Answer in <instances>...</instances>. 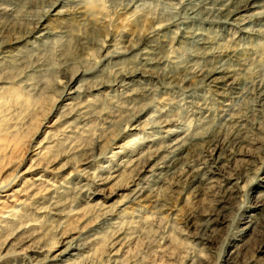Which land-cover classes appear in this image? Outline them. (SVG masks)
I'll return each mask as SVG.
<instances>
[{"label":"rangeland","instance_id":"374dc122","mask_svg":"<svg viewBox=\"0 0 264 264\" xmlns=\"http://www.w3.org/2000/svg\"><path fill=\"white\" fill-rule=\"evenodd\" d=\"M54 1L0 0V44L5 43L2 49L9 51L0 57V183L5 185L0 201H6L0 212L7 218L0 222V264H30V260L35 264L30 259L36 254L32 249H42L39 258L49 242L58 252L72 238L83 247L73 250L76 256L71 251L62 256L69 264H233L226 258L235 254L241 260L264 264V100L257 94L264 81V5L250 6L239 12L238 16L245 15L242 20L231 17L232 24H222L204 14L187 15L185 9L197 4L184 6L183 0H61L50 7ZM78 1L80 16L75 9ZM128 3L132 4L129 9L124 8ZM254 14L252 21H246ZM39 18L46 19L45 34L38 35L43 32L37 24ZM163 18H175L177 25L162 24L154 30V24ZM236 20L240 24H233ZM31 30L26 40L16 39ZM181 31L202 32L201 39L213 45H197L191 37H180ZM116 49L121 50L117 55ZM143 50L150 51L147 54L153 64L143 61ZM216 50H233V56L221 60L234 70L235 93L222 87L213 90L212 83L198 80L195 69L214 63ZM132 68L140 69L139 75H132V91H126L117 82ZM74 75L68 86L80 90L66 95V84ZM222 91L226 94L221 95ZM67 101L76 103L73 111L72 103L65 105ZM67 107L72 111L69 114ZM82 107L84 114H79ZM141 108L139 125L144 124L138 132L124 131L129 117ZM166 120L176 129L173 136L183 131L184 137L193 135L188 141L192 146L181 152L184 156L175 164L176 170L184 166L182 172L191 162L200 165L204 151H210L207 135L220 140L238 126L244 144L234 159L225 162L227 167L222 164L212 173V184L190 188L194 184L186 186L175 174L171 178L170 172L146 170L156 156L146 155L144 146L158 142L139 138L158 126L164 128ZM133 132L137 134L135 143L126 147L131 151L113 157V142L123 144ZM155 134L148 136L164 133ZM45 146V157L35 155ZM139 155L144 170L123 166L125 159ZM112 169L114 179L100 180ZM176 170L174 173L180 172ZM138 175H144L138 179L140 185L146 184L142 185L143 195L129 201L125 195ZM35 177L47 180L49 187L56 185L55 193L51 189L40 196L43 190L38 189L37 201L14 204L25 198ZM223 183L231 184L234 191L230 200L217 205V187ZM10 206L16 207L11 215L6 212ZM216 209L217 220L202 240L199 229L187 224L186 217L206 219Z\"/></svg>","mask_w":264,"mask_h":264},{"label":"bare ground","instance_id":"6f19581e","mask_svg":"<svg viewBox=\"0 0 264 264\" xmlns=\"http://www.w3.org/2000/svg\"><path fill=\"white\" fill-rule=\"evenodd\" d=\"M61 0H55L53 3H51V6L50 7H52L54 4H56L57 2H60ZM77 1V0H76ZM129 1H131V0H129ZM135 3H137L135 0H133ZM196 1H198V0H196ZM63 2V1H62ZM261 2H264L263 0H199L198 2H191V0H183V4L182 5H184V6H186V5H188V4H191V5H193V4H197L196 6H191V7H189V5H188V9L186 10L185 9V11H186V13H187V15L188 14H190V15H194V14H204L205 16H211V18H215L217 21H218V23L219 22H221L222 24L225 22H227V23H231L230 21H228L231 17L232 18H237V20L240 18V17H242V15H244V14H242L241 16L239 15L238 16V14H239V12H243V11H245V9L246 8H250V6H253V5H260V4H262V5H264V3H261ZM76 2H74L73 3V6H75V5H77V4H75ZM78 3H79V5H77V7L75 8L78 12V14H79V16L81 15V7L79 8V6H80V1H78ZM83 3V2H82ZM75 4V5H74ZM129 4V3H128ZM127 4V5H128ZM199 4V5H198ZM124 6V8L125 7H130V5H132L131 3L128 5V6ZM119 6V5H118ZM135 6V5H134ZM133 6V7H134ZM254 7V6H253ZM4 8V7H3ZM124 8H122V9H124ZM136 7H134V9H135ZM83 9V8H82ZM129 9V8H128ZM183 9V8H182ZM80 10V11H79ZM182 13L181 14H183V11H181ZM241 12V13H242ZM180 13V12H179ZM4 14V13H3ZM86 15V14H85ZM178 15H180V14H178ZM186 15V16H187ZM201 15H200V17H201ZM203 15V16H204ZM263 15H264V13H263ZM181 16V15H180ZM184 16L185 15H183L182 17L184 18ZM198 16V15H197ZM202 16V17H203ZM245 16V15H244ZM190 17V16H189ZM194 17V16H193ZM254 17H256V15L254 14V15H248V19L246 20V21H252V19L254 18ZM196 18V17H195ZM198 18V17H197ZM204 18V17H203ZM206 18V17H205ZM204 18V19H205ZM213 18V19H214ZM244 18V17H243ZM243 18H240V20H242ZM246 18V17H245ZM83 19V18H82ZM81 19V20H82ZM173 19H175V18H173ZM173 19H170V18H163V19H159L158 20V23H156V25L154 24V26H153V29L154 30H158V29H160V27H161V25L163 24V25H169V24H171V25H177V22H175ZM177 19V18H176ZM178 19H180V18H178ZM177 19V20H178ZM191 19H192V17H191ZM199 19V18H198ZM201 19V18H200ZM39 21L37 22V24L39 23V26L43 29H45V24L43 25V21H45L46 19L45 18H39L38 19ZM183 20V19H182ZM234 21V23L233 24H240V22L239 21ZM245 20V19H244ZM243 20V21H244ZM181 21V20H180ZM209 21H210V19H209ZM215 22V21H214ZM181 23V22H180ZM48 24V23H47ZM232 24V23H231ZM179 25V24H178ZM230 25V24H229ZM200 26V25H199ZM178 27V26H177ZM44 29H43V32L41 31V32H39L38 33V35L39 34H45V33H47V30L46 31H44ZM179 29V28H178ZM29 30V29H28ZM34 30V29H33ZM33 30H31V31H27V32H25V36H23L22 38H16V39H21V40H26L30 35H32V33H33ZM241 30V29H240ZM191 32V31H190ZM245 32V31H244ZM261 32V31H260ZM50 33V32H49ZM188 33V32H187ZM200 33H202V32H200ZM200 33L199 32H191V33H189V34H184L182 31L181 32H179V35H180V37H183L184 38V36H186V37H191L192 38V41L194 40V42L197 44V45H200V46H203V47H209V46H211V45H213L212 43H208V41L207 40H204V39H201V35H200ZM257 33V32H256ZM158 34V33H157ZM160 34V33H159ZM261 34V33H260ZM21 37V36H20ZM36 38V37H35ZM38 38V37H37ZM44 38H47V37H44ZM1 39V38H0ZM156 39V38H155ZM191 40V39H190ZM189 40V41H190ZM18 41H20V40H15L14 41V43H16V42H18ZM43 41V40H42ZM209 42H210V39H209ZM219 42V41H218ZM208 43V44H207ZM217 44V43H216ZM4 45H5V43H1L0 44V57H3V56H1V54H3V55H5L7 52H9L8 50H3L4 48ZM155 45V44H154ZM192 45H194V44H192ZM209 45V46H208ZM187 46V45H186ZM199 46V47H200ZM194 47V46H193ZM218 47V46H217ZM3 48V49H2ZM114 48H116V47H114ZM2 49V50H1ZM118 49V48H117ZM116 49V51H115V53L114 54H119L120 53V51L119 50H117ZM143 49V48H142ZM213 50V49H212ZM214 50H215V48H214ZM141 51V50H140ZM153 51H155V50H153ZM199 51H201L200 49H199ZM206 51V50H205ZM211 52V50H208V52ZM150 53V51H148V50H143L142 52H141V58L142 59H144L143 61H145L146 63H147V65L148 64H153V63H150L151 62V57H148V54L147 53ZM209 52V53H210ZM216 52V53H215ZM214 52V55H216V57H217V59H216V61L214 62V63H212V64H210V65H208V66H203V67H199V68H197V69H195V72H196V75L198 76V80H204L205 82H207V83H212L211 85L213 86L212 88H214L213 90H215V88H221L222 87V89H227L228 91H235V88H236V84H237V81H236V77L235 78H233L234 77V75L232 74V72L234 71L233 70V68L232 67H229L228 66V64H226L225 63V61H223V60H221V58L223 57V56H225V57H230L232 54H234L233 53V50H230V51H224V52H221L220 51V53H219V50H216ZM5 53V54H4ZM205 53H207V52H205ZM152 54V53H151ZM198 54V53H197ZM203 54V53H202ZM208 54V53H207ZM167 55V54H166ZM166 55H164L165 56V58L167 57ZM204 55V54H203ZM203 55H201V53H200V56H203ZM8 56V55H7ZM114 56V55H113ZM153 56V55H152ZM163 56V57H164ZM195 56H196V54H195ZM198 57H199V55H197ZM205 56V55H204ZM203 56V57H204ZM233 56V55H232ZM155 57V56H154ZM163 57H162V59H163ZM170 57V56H169ZM169 57H167V59L169 58ZM224 57V58H225ZM157 58V57H156ZM155 58V59H156ZM165 58L163 59V60H165ZM171 58V57H170ZM169 58V59H170ZM174 58V57H173ZM153 60V59H152ZM171 60H173V59H171ZM140 61H141V59H140ZM159 61V60H158ZM170 61V60H169ZM170 62H172V63H174V62H176V60L173 62V61H170ZM141 63V62H140ZM168 63V62H167ZM158 64V63H157ZM171 64V63H170ZM175 64V63H174ZM139 65V64H138ZM194 65V64H193ZM156 66V65H155ZM185 66V65H184ZM197 66V65H196ZM138 67V66H137ZM136 67V68H137ZM148 67V66H147ZM139 68H143V66L141 65H139ZM149 68V67H148ZM147 68V69H148ZM150 68H151V66H150ZM149 68V70H148V72H151V69ZM144 69V68H143ZM146 69V68H145ZM144 69V70H145ZM185 69V68H184ZM139 70L140 69H133L132 68V70H129L128 72H125V73H122V75L120 76V80L117 82V84L118 85H121L123 88H125V90L127 91L129 88H130V85H132V83H130V81H133V79H132V75H135V74H138L139 75ZM144 70H142V71H144ZM241 70V69H240ZM187 71V70H186ZM141 72V71H140ZM146 72V71H145ZM187 72H189V71H187ZM186 72V73H187ZM120 73V72H119ZM231 74L233 75V77L231 76ZM77 75V74H76ZM76 75H74L73 77H71L70 78V80H69V83H67L66 84V86H67V88H68V90L66 91V95H70L71 96V94L72 93H74V94H77L78 92H79V88H77V87H73V89L72 88H70V86H68L69 84H70V82L72 81V80H74L75 78H76ZM167 75L168 74H166V77H167ZM123 76H129V77H131V78H128L127 80L123 77ZM170 76V75H169ZM193 76H194V73H193ZM177 77V76H176ZM185 77V76H184ZM230 77V78H229ZM232 77V78H231ZM116 79V78H115ZM174 79V78H173ZM178 79V78H177ZM231 79V80H230ZM197 80V79H196ZM230 80V81H229ZM134 81H136V80H134ZM171 82H173V81H171ZM116 84V85H117ZM226 86V88H223V87H225ZM4 87V86H3ZM100 87V86H99ZM98 87V88H99ZM255 87V86H254ZM0 88H1V86H0ZM97 88V89H98ZM130 90V89H129ZM218 90H220V89H218ZM218 90H216L217 92H218ZM130 91H132V90H130ZM130 91H128V92H130ZM146 92V91H145ZM227 92V91H226ZM229 92V93H230ZM221 93V95H225L226 93H225V91H224V93H223V91L222 92H220ZM235 93V92H234ZM227 94H228V92H227ZM257 94L259 95L258 97H259V99H263L264 100V81H262L261 82V84L257 87ZM230 95V94H229ZM254 95V94H253ZM130 96V95H129ZM76 97V96H75ZM77 97H79V94L77 95ZM74 98V97H73ZM70 99V98H69ZM78 100V99H77ZM84 100V99H83ZM73 101V100H72ZM72 101L70 102V101H67L66 103H65V105L67 106L69 103H72ZM160 101V100H159ZM158 101V102H159ZM161 101L163 102V99H161ZM261 101V100H260ZM165 102V101H164ZM74 103V102H73ZM72 103V108L70 107V109H72V111H73V108H76V106L74 107V104H76V103H74L73 104ZM79 103V102H78ZM161 104V103H160ZM163 104V103H162ZM194 104V103H193ZM158 105V104H157ZM79 105H77V107H78ZM69 107H67V109H68ZM87 108V107H86ZM159 109H160V107H158ZM163 108V107H162ZM161 108V109H162ZM70 109H68V114H69V112H72V111H69ZM79 109V108H78ZM231 109V108H230ZM143 108H141V110L139 111L138 110V113H134V115H132L131 117H129V119H128V124L127 123H125L126 125V129H124V131L125 130H133V131H137V130H139L140 128H141V126H142V124H144V122L141 124V125H139L140 124V120L138 119L139 117H140V114L143 112ZM79 111V114H80V111H82V114H84L83 113V107H82V109L81 110H78ZM86 111V110H85ZM230 111V110H229ZM75 112V111H74ZM136 112V111H135ZM161 112V111H160ZM67 113V112H66ZM75 113H78L77 111L75 112ZM71 114V113H70ZM143 114V113H142ZM230 114V113H229ZM74 117H75V115H73ZM76 117H77V114H76ZM80 117V116H79ZM169 117V116H168ZM78 118V117H77ZM84 118V117H83ZM82 118V119H83ZM142 118V117H141ZM75 119V118H74ZM80 119H81V117H80ZM73 120V119H72ZM71 120V121H72ZM77 120V119H76ZM163 120V119H162ZM68 121V120H67ZM75 121V120H74ZM142 121V120H141ZM80 122H82V121H80ZM150 122V121H149ZM177 122V121H176ZM175 122V123H176ZM68 123V122H67ZM72 123V122H71ZM112 123V122H111ZM162 123V122H161ZM169 123V120H166V121H164V123L162 124L163 126H164V128L162 127H160L159 128V126L158 127H156V130L154 129V130H152V131H155V132H152V131H150V132H152V133H148V135H153V134H155V133H157V132H160V131H163V135H157V136H152V137H149L147 134V136H141L139 139H145L144 141L145 142H149L150 143V141H153V142H158L155 146L154 145H151V144H147L146 146H144V147H146L147 149H146V151H144V152H146V155L148 154L149 156H151V155H154V156H156V159H155V161L149 166V168L147 169L146 168V170L147 171H151V173L153 172V170H155L156 169V173H162V172H164V175H165V173L167 174V172H170V177L172 176V177H174L175 175H177L176 176V178L177 177H181L182 179H183V181L185 182V185L187 184V185H189V184H194L193 185V187H190V188H198V187H200L201 185H203V184H207V185H210V184H212L213 183V181L215 180L211 175H212V173H215V172H217L218 170H217V168L219 167V166H221L222 164H224V165H226V163L225 162H228L229 163V161L231 160V159H234L233 158V156L235 155V154H238V150L240 149V147H241V145H243L244 143V137H243V135H242V131H241V128H240V130H239V128H238V126L237 127H235L233 130L234 131H232V133L231 134H229L226 138L224 137L223 139H220L219 140V137H216L215 135L214 136H212V134L210 135V138H209V135H207L206 137H208L207 139H209L208 140V144L209 145H211V149H210V151L209 152H205L204 151V153L202 154L203 156H204V159H203V161L200 163V165H192V162H191V165H188V167L186 168V170L184 171V172H182L181 170V168H184V166L183 167H181L179 164V166L181 167L180 169H179V167H178V169L176 170L175 169V164L178 162V161H181V160H179L180 158H181V156L183 155L184 156V154H182L181 155V152H184V149H186V150H189L188 149V145H190L191 143H189L188 141H190L191 139H192V137H193V135H192V137L191 138H188V137H184V134H183V132H182V134L180 133L179 135H177V136H173L172 135V133H176V129L175 128H172L171 126H168L167 124ZM203 123V122H202ZM228 123H229V121H228ZM70 124V123H69ZM72 124H74V122L72 123ZM157 124H159V123H157ZM156 124V125H157ZM165 124L167 125V126H165ZM173 124V123H172ZM178 124V123H177ZM232 124V123H231ZM155 125V126H156ZM161 125V124H160ZM175 125V124H174ZM227 125V124H226ZM143 126H145V125H143ZM154 126V127H155ZM153 127V126H152ZM174 127V126H173ZM144 128V127H143ZM151 128V127H150ZM210 128V127H209ZM227 128V127H226ZM68 129V128H67ZM153 129V128H152ZM199 129V128H198ZM229 130V129H228ZM142 131V130H141ZM138 132V131H137ZM130 133V132H129ZM143 133H145V132H143ZM131 134H133V137L131 138V139H129L128 141H126L125 143H123V144H121V143H118V142H113V148L110 150V152H111V155L113 156V157H118V156H122L124 153H127V152H129V151H131L129 148L127 149L126 147H128V145H130V142H132L133 140H135L136 139V132H133V133H131ZM187 134H189V133H187ZM195 134V133H194ZM197 134V133H196ZM215 134V133H214ZM156 135V134H155ZM169 135H171L172 137H170L169 139L170 140H167V141H165V142H163L164 141V139L165 138H168L169 137ZM190 135V134H189ZM220 134L218 133V136H219ZM226 135V134H225ZM196 136V135H195ZM198 136V135H197ZM196 136V137H197ZM212 136V137H211ZM201 137V136H200ZM205 138V137H204ZM222 138V137H221ZM201 139V138H200ZM206 139V140H207ZM137 141V140H136ZM196 141V140H195ZM198 141H199V138H198ZM134 143H135V141H133ZM144 142V143H145ZM192 142V141H191ZM200 142V141H199ZM199 142H197L198 144H199ZM207 146H208V144L206 143L207 141H203ZM197 143H195L196 145H197ZM192 144H193V142H192ZM192 144L190 145V146H192ZM194 144V145H195ZM201 145H203V144H201ZM205 146V145H204ZM206 147V146H205ZM205 147H203V148H205ZM203 148L201 147V149L203 150ZM209 148H210V146H209ZM208 148V149H209ZM206 149V148H205ZM204 149V150H205ZM45 150L48 152V146H45L44 148H41V150H39V151H37L36 153H35V155H37L38 157H45L44 156V154L46 153L45 152ZM151 151H155V152H151ZM161 151V153L159 154V152ZM206 151H208V150H206ZM201 152V151H200ZM101 153V152H100ZM139 153V152H138ZM143 155V154H145V153H140V155ZM187 154H188V152H187ZM100 155V154H99ZM138 156V157H136V158H134V159H132V158H129L128 160L127 159H125V163H124V167L125 168H129V169H135V168H140V170L142 169V170H144V168H145V166L143 165V160H140V158H141V156ZM201 155V156H202ZM182 156V157H183ZM200 157V156H199ZM155 158V157H154ZM43 159H45V158H40L39 160H43ZM198 158H196V160H197ZM85 160V159H84ZM185 160V159H184ZM194 160H195V158H194ZM195 160V161H196ZM44 161V160H43ZM153 161V160H152ZM182 161H183V158H182ZM40 162V161H39ZM120 162V161H119ZM194 162V161H193ZM182 163V162H181ZM197 163V162H196ZM40 164V163H39ZM38 164V165H39ZM35 165V164H34ZM33 164L32 165H29L24 171H28V168H32V166H34ZM187 165V164H186ZM129 166H131V167H129ZM223 167V166H222ZM226 167H227V165H226ZM225 167V168H226ZM79 168V167H78ZM220 168V167H219ZM176 171H178V170H180V172L179 173H174V171L175 170ZM224 169V168H223ZM83 171L82 169H79V171ZM137 170V169H136ZM139 170V169H138ZM113 171H115L114 169H112L111 170V172H108V174H107V176H104V177H102V178H100V180L102 179V180H104L105 179V181L107 182V181H109V180H111L114 176H116V173L114 174V173H112ZM130 171H132V170H130ZM221 172V171H220ZM223 172V171H222ZM238 173H239V175L241 174V172L238 170L237 171ZM88 173V172H87ZM149 173V172H148ZM160 174H154V176H159ZM173 174H175V175H173ZM216 174H218V173H216ZM87 175V174H86ZM141 175V174H140ZM163 175V176H164ZM168 175H169V173H168ZM235 175V174H234ZM89 176V175H88ZM91 176V175H90ZM146 176H148V175H146ZM143 177H144V175H143ZM143 177H141V176H137L135 179H133V184H132V188H130V190H129V192L125 195L126 197H127V199L129 200V201H131V200H133V199H137V197H139L141 194H142V192H143V186L142 185H144L145 184V182H143V184L142 185H140L139 183V180L138 179H142ZM149 177V176H148ZM161 177V176H160ZM168 177V176H167ZM171 177V178H172ZM216 177V176H215ZM95 178H99V177H95ZM94 178V180H96ZM115 178V177H114ZM113 178V179H114ZM150 178V177H149ZM156 178V177H155ZM159 178V177H158ZM170 178V179H171ZM180 178V180L179 181H181L182 179ZM48 179V178H47ZM145 179V178H144ZM179 179V178H178ZM177 179V180H178ZM26 180H28V179H26ZM33 180L34 181H39L40 180V182H32V183H30L29 184V187L27 188V191L25 190V198L24 199H16V202L14 203V204H17V205H24V203H27L26 202V199L27 200H31V201H37V199H38V195L37 194H39L40 193V189H42L43 191H42V193L40 194V196L42 195H44V194H46L47 192H49V190H53V192H54V190H55V188H54V186L56 187V185H54L53 187H49L47 184H49L48 183V181L47 180H45V179H42L41 177L40 178H38V177H35V178H33ZM146 180V179H145ZM149 180V179H148ZM152 180V179H151ZM154 180V179H153ZM156 180V179H155ZM173 180V179H172ZM92 181H93V179H92ZM142 181V180H141ZM144 181V180H143ZM228 181V180H227ZM41 182H43V186L42 185H40L41 184ZM45 182H46V186L44 185L45 184ZM149 182V181H148ZM147 182V183H148ZM178 182V181H177ZM151 183V182H150ZM173 183H175L176 184V180H175V182H173ZM181 182H178V184L179 185H181L180 184ZM201 184V185H200ZM224 184V183H223ZM223 184H219V186L217 187L218 189H217V192H216V204L217 205H219L220 203H224V202H226V201H228V200H230L231 199V195H232V192L234 191V189H233V187L231 186V184H229V183H225L224 185ZM146 185V184H145ZM177 185V184H176ZM184 185V186H185ZM186 185V186H187ZM34 186H38L37 187V189H36V187L34 188ZM40 186H42L41 188H40ZM3 187H5V185H3L2 183H0V190H2L3 189ZM180 187V186H179ZM208 187V186H207ZM70 188V187H69ZM187 188V187H186ZM205 188V187H204ZM39 189V190H38ZM60 189V188H59ZM71 189V188H70ZM69 189V190H70ZM77 189H79V187L77 188ZM201 189H202V187H201ZM62 190V189H61ZM60 190V191H61ZM66 190L68 191V189L66 188ZM146 190H147V188H146ZM59 192V191H58ZM144 192H146V191H144ZM55 193V192H54ZM61 193V192H60ZM64 193V192H63ZM62 194V193H61ZM60 195V194H59ZM143 195V194H142ZM47 196V195H46ZM42 199V198H41ZM215 199V198H214ZM42 200H44V199H42ZM39 201V200H38ZM5 202L6 201H4V200H2V201H0V211L1 210H3L2 208H5L6 207V205H5ZM52 202V201H51ZM36 203V202H35ZM38 203V202H37ZM43 204V203H42ZM34 205V204H33ZM45 206V205H44ZM46 207V206H45ZM47 207H48V205H47ZM16 208V207H15ZM15 208H11V206H10V208L9 209H7L6 210V212H8V214L9 215H11L12 214V212H15ZM36 208V207H35ZM39 208V207H38ZM46 209V208H45ZM222 209V208H221ZM40 210H44V208L43 209H41L40 208ZM218 209H216V211H217ZM220 211V210H219ZM19 213V212H18ZM100 213V212H99ZM108 214V213H107ZM218 211L214 214V215H208V217H206V219L205 218H202V219H196V217L195 216H193V215H188L187 217H186V223L187 224H191V225H194L195 227H197L198 229H199V231L201 232V234H202V240L203 239H205V238H203L204 236L203 235H206V233H207V231H209V229H211V227H212V225H213V222H214V220H217V217H218ZM14 216H15V214H13ZM17 215V214H16ZM19 215H20V213H19ZM6 217V214L3 212V214L0 212V222L1 221H3L4 219H7V218H5ZM7 217H9V216H7ZM19 217V216H18ZM106 217V216H105ZM11 218V217H10ZM14 218V217H13ZM16 219V218H15ZM15 219H13V220H15ZM18 220V219H17ZM5 221V220H4ZM10 221V220H9ZM16 222V221H15ZM120 222V221H119ZM8 223V222H7ZM7 223H6V225H7ZM14 223V222H13ZM3 225H4V223H2ZM15 224V223H14ZM1 225V224H0ZM10 225H11V223H10ZM7 226H9V225H7ZM6 227V226H5ZM0 228H2V227H0ZM4 228V227H3ZM7 228V227H6ZM10 227H8V229H9ZM2 231V230H1ZM3 232V231H2ZM1 232V233H2ZM62 233V232H61ZM43 235V234H42ZM61 235H63V233L61 234ZM52 238V237H51ZM65 238V237H64ZM71 238V237H70ZM263 241H264V234H263ZM52 240L54 241V239L52 238ZM74 238H72V239H67L66 240V243H65V246H64V248H62V249H60L58 252H54L53 250L54 249H52L54 246V244L52 245V244H50V242H49V247L48 248H45L44 250V252L45 253H43L44 255H42V257H37V253H40V251L42 250H36V249H32V250H35L34 252H32V253H36V254H29L30 255V259H33L34 260V262H35V264H69V260L67 261L66 260V258H62V256L64 255V254H66V253H68L69 251H71V253H74V255L76 254L75 252L76 251H78L80 248H82L83 246H81V244H78V243H74ZM57 242V241H56ZM56 242L54 241V243L56 244ZM64 242V241H63ZM48 243V242H47ZM115 243H117V242H115ZM40 246V245H39ZM44 247V246H43ZM237 247V246H236ZM37 248V247H36ZM42 248V247H41ZM73 250H76V251H73ZM118 250V249H117ZM31 251V250H30ZM81 251V250H80ZM119 251V250H118ZM236 251H234V253H235ZM41 254V253H40ZM28 255V256H29ZM77 255H79V254H77ZM33 256V257H32ZM67 256V255H66ZM71 256V255H70ZM76 256V255H75ZM228 256H229V253H228ZM70 258V257H69ZM235 258H237L236 257V254L231 258V256L230 257H227L226 258V261H229V262H233V264H257V263H253V261L252 260H241V259H239V258H237V260L235 261ZM72 262H75L76 263V261H72ZM262 262V261H261ZM33 263V262H32ZM71 263V262H70ZM74 263V264H75ZM30 264H31V260H30Z\"/></svg>","mask_w":264,"mask_h":264}]
</instances>
